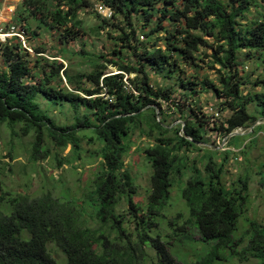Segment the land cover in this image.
Listing matches in <instances>:
<instances>
[{
	"label": "trees",
	"instance_id": "trees-1",
	"mask_svg": "<svg viewBox=\"0 0 264 264\" xmlns=\"http://www.w3.org/2000/svg\"><path fill=\"white\" fill-rule=\"evenodd\" d=\"M95 1L110 11L109 18H102L96 12L98 7L93 10L100 19L95 30L107 27V34L113 35L110 37L116 46L111 55L119 62L111 64L118 68V74L104 76L105 67L96 59L91 72L78 70L65 57L64 48L48 60L40 55L48 52L45 47H35L39 56L31 58L17 38L0 42L4 66L0 71V124L11 128L20 124L24 134H35L30 161L37 162L39 154L43 159L48 157L44 133L57 146H70L77 158L81 152V139L76 135L80 126L92 132L84 138L102 146L94 153L100 158V169L82 200L67 194L62 200L49 193L35 199L13 197L0 184V264H184L173 258L160 234H150L175 185L188 208L186 224L193 225L202 243L214 244L208 250L212 255L202 258L200 264L224 261L217 253L220 250L228 253L225 256L223 252L224 257L253 258L264 264V227L257 221L248 220L244 232L248 242L240 251L236 249L240 245L235 239L238 218L248 197L247 180L238 178L230 186L222 181L228 145L219 163L213 155L196 159L203 164V174L196 165L187 164L188 152L201 154L209 146L204 139L208 130L225 138L236 129H250L256 121L264 120V92L245 94L241 89L243 85L264 88V75L253 81L249 76L240 77L242 63L237 59L242 51L248 55L259 52L264 70V0ZM92 4L90 0H23L14 22L24 25L29 39L48 31L55 34L57 45L64 46L77 38L76 29L82 27L79 13L92 9ZM250 10L256 18L239 23ZM28 16L37 22L36 30L27 26ZM134 21L143 24L136 27ZM158 33L162 36L154 38ZM201 49L210 54L201 53ZM58 57L66 67L55 60ZM204 65L216 72L215 79L196 73ZM187 69L195 72L191 80ZM131 74L134 79L129 78L127 85L123 79ZM152 74L163 81L176 76L175 84L184 91L181 97L189 101L188 106L171 102L177 90L162 81L151 84ZM205 91L219 100V112L231 113L215 128H208L201 106L193 102ZM37 95L53 104L67 103L74 112L81 108L83 115L72 126L59 127L40 109ZM153 107L158 108V114ZM172 120L181 122L172 127ZM136 130L145 137L157 134L152 145L139 148L152 171L144 205L134 199L133 179L123 159ZM186 170L191 176L184 182ZM123 199L126 214L115 209ZM88 219L98 221L100 227L86 226ZM125 223L133 228L123 227ZM50 243L62 252L63 263L49 253ZM145 248L155 251V263H149Z\"/></svg>",
	"mask_w": 264,
	"mask_h": 264
},
{
	"label": "rangeland",
	"instance_id": "rangeland-1",
	"mask_svg": "<svg viewBox=\"0 0 264 264\" xmlns=\"http://www.w3.org/2000/svg\"><path fill=\"white\" fill-rule=\"evenodd\" d=\"M23 0H0V24L6 26L11 22H14V14L19 10V6ZM49 2L53 0H48ZM93 4V8H86L79 13V19L82 20V27L76 29L78 36L75 40L69 41L66 45L59 46L56 43V37L53 32L43 31L40 37L35 39H29V31L24 30V25H19L20 29L24 32L23 46L24 50L30 54V57L39 56L34 49L37 46L45 47L48 52L46 54H40L45 56L48 60H53L50 56H57L61 48L66 49L65 57L68 58L73 67L78 70L91 72L93 65L92 60L96 59L100 65L105 67L104 76H110L118 74V68L111 63L119 62L111 55L115 48V42L107 34V27L103 30L96 31L95 28L100 24V19L97 18L93 10L101 4L95 0H90ZM262 3V2H260ZM96 6V7H95ZM99 10V7H98ZM102 18H109L106 9H103ZM13 17L10 21L7 20L6 15ZM256 18V15L250 10V13L245 15V19L239 21L241 24L250 23ZM120 19V18H119ZM15 23V22H14ZM136 27H141L142 21H134ZM27 26L32 30H36L37 22L33 21L31 17L27 18ZM149 28H146V31ZM40 30V29H39ZM41 31V30H40ZM114 36L116 33H113ZM160 33L154 35L155 37H161ZM15 37L11 38L14 39ZM154 38L151 42L154 41ZM5 43V42H4ZM210 54L209 51H203ZM84 53V54H82ZM259 52L248 55L243 51L238 54V61L241 64L239 67L240 77L249 76V79L253 81L260 75H264L263 66L261 60L258 58ZM102 55V59L99 57ZM123 57V56H122ZM58 62H62L66 67L67 63L61 60L60 57L55 58ZM80 66V67H79ZM218 69V66L215 67ZM4 70L2 59L0 57V71ZM200 76H206L209 79L216 78V72L208 69L205 65L203 69L195 70ZM194 70L187 69V76L191 78V74H194ZM133 74L125 75L124 81L129 84L128 79H134ZM151 84H163L172 86L177 90L173 96L172 101L175 104L181 106H188L189 101L181 96H184V91H180V88L175 84L176 76L170 80H161L159 76L155 74L151 75ZM162 81V82H161ZM200 90V88H198ZM241 89L245 94L248 93H260L264 92L262 87H252L250 85H243ZM40 109L50 117V119L59 127H69L75 124L77 118H81L84 110L79 108L77 111H73L67 103L53 104L50 101L43 99L42 96L37 95L35 100ZM196 101L202 108L204 114V121L208 125V128H215L221 124L222 120H225L231 113L229 111L219 112L218 104L219 100L213 95L211 91H205L199 93L194 97L193 102ZM172 103V104H173ZM62 105V106H61ZM172 107L171 103L169 105ZM212 111H217L219 117L212 116ZM169 112V111H168ZM178 115L176 116V118ZM168 121H171L169 118ZM173 126L181 122L172 120ZM260 128L254 130L258 125ZM23 125L16 124L12 128L6 123L0 124V184L3 191L8 192L13 197L22 196L29 199H35L40 197L44 193H49L54 198L65 199V194L73 196L76 200H82L86 194L87 188H92V182L94 180L95 173L100 169V158L94 153L102 146L99 142H90L84 135L91 134V130H87L80 126L77 129V137L81 139L79 158L71 153L70 146L61 148L56 143L46 136L44 133L42 139L44 143L49 145V155L46 158H41L40 154L37 156V162L30 161L31 144L35 139V134L30 132L24 134L22 132ZM145 128V127H144ZM171 128V127H170ZM232 133H239L241 135L223 138L216 132L208 130L204 139L208 143V147H205L201 154L196 151L188 152V167L192 164L196 165L203 174V164L199 163V158L213 155L214 161L219 163L226 152L225 146L228 145V161L225 167V174L222 177V181L225 186L230 184L238 178L247 180V201L244 207L243 214L238 218V232L235 235V239L238 242L236 249L240 251L248 242L247 236L244 232L248 228V220L257 221L264 227V120L260 119L255 122L254 126L250 129H236ZM157 134L152 133L151 137L141 136L139 131H134L131 135L132 146L124 156L125 169L133 179V185L135 187V200L142 205L146 202V197L150 188V175L151 168L146 160V156L139 150L153 144V139ZM168 136H172L169 133ZM227 143V144H226ZM128 144V143H127ZM200 146V145H199ZM221 152V153H220ZM199 153V154H198ZM94 154V155H93ZM204 161V160H203ZM206 162V161H205ZM186 175L182 178L185 182L191 176L190 170L185 171ZM262 181V184L260 183ZM182 188V186H180ZM181 190V189H180ZM179 188L175 185L171 189L170 200L166 203L162 209L160 216L157 219L158 225L154 227L150 234H160L162 240L164 239L167 244L169 252L172 254L178 262L184 264H200L202 258L207 260L212 253L208 250L214 244H204L199 240V236L193 225L186 224L189 217L188 208L185 202L181 198ZM62 196V197H61ZM127 204L125 200H120L115 209L117 213L126 214ZM87 213H90V208H87ZM178 215L181 218L176 219ZM173 225L171 226V224ZM86 226L91 229H97L100 227L98 221L88 219ZM123 227L133 228L132 224L125 223ZM177 235H174V231ZM179 236V237H178ZM238 239L242 240L239 241ZM51 256L59 263L64 262V256L62 252L56 247L55 244L50 243L47 246ZM222 250L217 253L222 257L224 261H214L213 264H259L257 260L250 258L247 260H240L238 257H224ZM145 254L148 257L149 263H155V251L151 248H145ZM225 256H228L227 252H224ZM225 258V259H224Z\"/></svg>",
	"mask_w": 264,
	"mask_h": 264
},
{
	"label": "built area",
	"instance_id": "built-area-1",
	"mask_svg": "<svg viewBox=\"0 0 264 264\" xmlns=\"http://www.w3.org/2000/svg\"><path fill=\"white\" fill-rule=\"evenodd\" d=\"M107 11H109L108 9H106ZM99 13L102 14L103 8L99 7ZM110 16V11L108 13V17ZM24 32L20 29L19 25L17 23L11 22L6 26H1L0 24V42L4 43L7 42L8 40H10L11 38L15 37L17 38L19 41L22 42L24 41ZM141 39H143L141 37ZM23 46H25L23 44ZM126 82V81H124ZM107 99V97H106ZM212 116L217 118L219 117V113L217 111H212Z\"/></svg>",
	"mask_w": 264,
	"mask_h": 264
},
{
	"label": "water",
	"instance_id": "water-1",
	"mask_svg": "<svg viewBox=\"0 0 264 264\" xmlns=\"http://www.w3.org/2000/svg\"><path fill=\"white\" fill-rule=\"evenodd\" d=\"M154 109H155V112L158 114V112H159V110H158V108L157 107H153ZM183 125V124H182ZM255 125V124H254ZM237 135H241V134H239V133H231V134H229L227 137H232V136H237ZM227 137H225V138H227ZM190 141L192 140V139H190V138H188ZM196 145H199V143H195Z\"/></svg>",
	"mask_w": 264,
	"mask_h": 264
},
{
	"label": "crops",
	"instance_id": "crops-1",
	"mask_svg": "<svg viewBox=\"0 0 264 264\" xmlns=\"http://www.w3.org/2000/svg\"><path fill=\"white\" fill-rule=\"evenodd\" d=\"M6 16H7V20H9V17H10V21H11V19H13V17L11 18V16H9L8 14Z\"/></svg>",
	"mask_w": 264,
	"mask_h": 264
}]
</instances>
